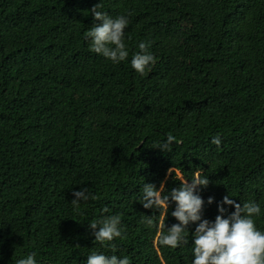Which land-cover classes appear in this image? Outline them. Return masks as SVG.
<instances>
[{"label":"trees","instance_id":"16d2710c","mask_svg":"<svg viewBox=\"0 0 264 264\" xmlns=\"http://www.w3.org/2000/svg\"><path fill=\"white\" fill-rule=\"evenodd\" d=\"M98 2L113 18L131 12L118 64L84 37ZM141 41L156 60L143 76L131 67ZM168 135L182 142L156 148ZM196 170L209 180L202 219L228 195L260 206L264 232V0H0V264L32 252L37 264H86L93 251L191 264V236L158 247L163 210L139 199L144 183L166 194L176 172L190 182ZM80 188L89 199L76 207ZM116 214L113 253L89 222Z\"/></svg>","mask_w":264,"mask_h":264},{"label":"clouds","instance_id":"9594fccd","mask_svg":"<svg viewBox=\"0 0 264 264\" xmlns=\"http://www.w3.org/2000/svg\"><path fill=\"white\" fill-rule=\"evenodd\" d=\"M103 9V4L98 2L94 4L90 13L93 23L89 30L84 34L86 40H89V50L102 55L113 64H118L128 59L129 51L124 42V30L129 24L127 15H118L110 17ZM151 41H141L138 44L139 51L133 53L131 57L132 69L141 76L150 70L156 60L149 51ZM175 143H181L172 135H168L162 143H157L156 148L165 152L171 151V146ZM211 143L219 146L220 138L213 137ZM175 170L171 167L167 169L168 174ZM179 186L164 193V184H160L159 189L152 183H144L142 187V196L139 203L145 209L163 210L164 217L160 220L154 243L158 247H169L176 249L181 245L189 244L191 236L192 259L191 264H264V232L255 226L254 217L261 214L260 206L252 201L241 205L228 195H225L221 201L217 202V212L215 219L209 221L202 219V212L205 200L199 194L203 187H207L209 180L202 175V172L196 170L192 173L189 180L183 179L182 173L176 172ZM71 203L78 207L81 200H88L89 194L86 188L74 190ZM94 198V197H93ZM172 202H175V208L171 216L178 223L170 226L165 225L168 209ZM213 197L207 198V203L211 204ZM224 205H231L233 211L228 212ZM104 212H108L105 208ZM227 213V214H226ZM226 214V215H225ZM121 216L119 214L105 216L89 222V228L92 230L94 241L102 246L107 245L115 253L117 247L111 243L116 238H123L121 228ZM142 223L151 228L154 221L151 216L142 218ZM195 224L191 233L188 226ZM36 253L32 252L24 258L16 260L15 264H37L35 260ZM86 264H130L127 256L123 258L117 255H105L93 251L86 260Z\"/></svg>","mask_w":264,"mask_h":264}]
</instances>
